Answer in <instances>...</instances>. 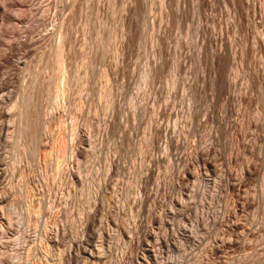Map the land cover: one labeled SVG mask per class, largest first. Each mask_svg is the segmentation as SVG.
<instances>
[{
    "label": "rangeland",
    "instance_id": "obj_1",
    "mask_svg": "<svg viewBox=\"0 0 264 264\" xmlns=\"http://www.w3.org/2000/svg\"><path fill=\"white\" fill-rule=\"evenodd\" d=\"M0 10V264H61L76 239L90 254L77 264H134L151 247L155 264H264V0H0ZM53 17L66 18L56 72ZM31 82L25 136L17 113ZM73 125L94 144L75 143ZM158 125L177 150H163ZM185 164L195 178L179 179ZM57 167L80 181L60 184ZM97 205L92 240L83 228ZM147 228L164 246L141 241Z\"/></svg>",
    "mask_w": 264,
    "mask_h": 264
},
{
    "label": "bare ground",
    "instance_id": "obj_2",
    "mask_svg": "<svg viewBox=\"0 0 264 264\" xmlns=\"http://www.w3.org/2000/svg\"><path fill=\"white\" fill-rule=\"evenodd\" d=\"M242 1V0H241ZM166 2V0H161V4L163 5L164 3ZM125 3V2H123ZM4 4V2L2 3ZM247 4V3H246ZM246 6V5H245ZM128 7V6H127ZM133 9V8H132ZM1 11V10H0ZM132 14V13H131ZM57 16V15H56ZM50 23H51V31H48V35H49V40L51 41V53L49 55V59H48V67L50 69H54L55 68V72H56V68L60 71L62 70L63 68V64H64V61H66L65 59V52H64V44H65V41H64V38H65V26H66V18H51L50 20ZM102 24V23H101ZM91 25V24H90ZM93 30V29H92ZM98 35V34H97ZM48 37V36H47ZM66 40V39H65ZM67 55V54H66ZM90 62V61H89ZM53 71V70H51ZM51 71H49L51 73ZM59 71H57L58 73H56V76L57 74L59 75ZM54 73V72H53ZM104 74V73H103ZM150 74V71L148 70V72L145 73V76L148 77ZM55 75L52 76L50 78V84H51V87L53 89V93L56 94L55 96L56 97H60V95L64 92L65 88H64V84L62 83L63 81L60 79V76L59 78H57ZM64 80V79H63ZM62 81V82H61ZM65 83V82H64ZM34 82H31L27 87H25V89L23 90L22 92V95H21V106H20V109L18 110V113H17V117H18V121H19V127H20V131L22 133V135H25V136H32L31 133V127H33V125L31 126L32 124V107H33V99H34ZM49 90V89H48ZM52 93V94H53ZM101 95V94H100ZM99 96V95H98ZM104 100V99H103ZM171 116V115H170ZM120 127V126H119ZM4 127L3 126H0V139H3L5 137V131H4ZM155 130V133L157 135H161L164 133V137H165V145H164V148L162 147V143L160 142V139H158L157 141H153L154 143V146L156 147V149L159 151L161 150V147L163 148V150H165L166 152L168 151L169 152H172V151H175L177 150V148H179V143L177 140H174L172 138H166V135H168V132L163 128L161 125H158L156 126V128L154 129ZM19 131V130H18ZM35 133V132H34ZM71 133H72V136H73V140H75L74 142L75 143H78V142H92V144H94L93 140H92V136L90 134V132H84V133H81L79 131H77V126L76 125H73L72 128H71ZM23 137V136H22ZM28 138V137H27ZM158 138V137H157ZM161 144H160V143ZM74 145V143L72 144ZM71 145V146H72ZM76 145V144H75ZM52 147V146H51ZM54 147V146H53ZM74 147V146H73ZM76 148V147H75ZM74 148V149H75ZM57 149V148H56ZM197 153V152H196ZM51 154V153H50ZM200 153H197L196 154V159H198V155ZM166 156V155H165ZM173 157V155H171ZM174 156H176V160H178L179 162L181 161V157H179L177 154H174ZM1 158V157H0ZM162 158V157H161ZM171 158V157H170ZM157 159H158V156H157ZM203 162V166H204V169L205 170H208V171H211V172H214V165L212 166L210 162H207V161H204V160H201ZM59 163V162H58ZM200 163V162H199ZM67 167V166H66ZM202 169V168H201ZM148 173H150V169L147 170ZM54 180L56 179L57 177V180L60 184H65L67 185L68 182L71 183V181H75V182H79L80 180H78V178L76 177V175L71 171L70 168H67V169H58L57 167V170L54 171ZM147 173V175H148ZM208 173V172H207ZM214 174V173H213ZM112 175V174H111ZM195 173L194 171L192 172L189 168V166L187 164H185V166L182 167V169L180 170V175H179V179L182 180V179H185V178H195ZM198 175V174H197ZM142 178V177H140ZM147 180V177H143L142 179V182H146ZM140 181V180H138ZM53 184V183H52ZM57 185V184H56ZM63 186V185H62ZM66 187V186H65ZM238 187V186H237ZM54 188V187H53ZM141 188V187H140ZM227 188L230 190V191H233L235 189V187L232 185V184H228L227 183ZM237 189V188H236ZM144 194V193H143ZM142 195V194H141ZM147 199V196L146 194L141 196L139 199H138V203H139V206H140V209H139V212L143 213L142 209H144L143 205L145 203ZM174 204L176 206H178L179 208H183L184 207V203L182 200H175L174 201ZM132 206V205H131ZM138 206V207H139ZM96 207V211L94 212L95 214L93 215V217L91 218L92 221L91 223H87V224H84V228H83V231H89V237L90 239H94L95 238V234L94 232L90 229L91 228V225L96 221L97 219V216H98V212H99V206H95ZM141 215V214H140ZM182 217L184 216L183 214H181ZM29 217V216H28ZM223 221H226V222H229V215H224L223 216ZM28 220H30V218H28ZM85 221V220H84ZM136 222V221H135ZM152 222L154 223H161V220L159 221V219L157 218H153ZM196 223L198 224V221H196ZM137 225L138 227L135 228L134 230H137L139 229V226L141 225V222H137ZM164 225V223H163ZM136 227V226H135ZM138 231V230H137ZM140 233V231H139ZM234 233V232H233ZM143 234V239L141 240L142 242H145V240H149V241H158L160 243L161 246H164V241H163V238L160 237L158 234H156L155 232H153L151 229L147 228L144 232H142ZM48 235V234H47ZM133 234L131 236H126L125 238L128 240V244L129 245H132L133 242H134V238L132 237ZM142 236V235H141ZM42 241L44 240H47V236H43ZM139 240V239H138ZM93 242V241H92ZM152 243V242H151ZM82 245V241L81 240H73L71 241L70 243V246H69V249L67 251H65V255L63 256L62 258V263L61 264H77L75 258H78V256L81 254V255H84V256H90L89 252L87 249L85 248H82L81 247ZM218 246V245H217ZM220 247V245H219ZM152 248V247H151ZM151 248L149 249H146L144 250V254H136L134 257H133V262L134 264H155L156 260L158 259V255L160 253V250L158 251L157 249H154V250H151ZM212 250V249H211ZM75 253V254H74ZM74 254V255H73ZM92 254V253H91ZM94 254V253H93ZM80 255V256H81ZM95 255V254H94ZM84 258V257H83ZM90 258V257H89ZM92 258V257H91ZM90 260V259H89ZM93 261V260H92ZM132 262V261H131ZM132 262V263H133ZM79 263V262H78ZM91 264V263H90Z\"/></svg>",
    "mask_w": 264,
    "mask_h": 264
}]
</instances>
